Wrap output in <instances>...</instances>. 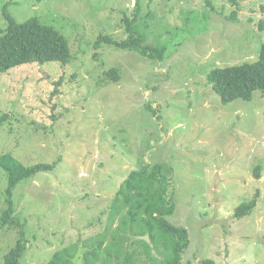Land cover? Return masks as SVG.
I'll return each mask as SVG.
<instances>
[{
  "label": "rangeland",
  "instance_id": "rangeland-1",
  "mask_svg": "<svg viewBox=\"0 0 264 264\" xmlns=\"http://www.w3.org/2000/svg\"><path fill=\"white\" fill-rule=\"evenodd\" d=\"M134 3L0 0L1 30L5 13L17 22L36 17L60 31L72 53L64 65L0 70V116L9 113L0 117V154L23 165L55 162L13 187L20 225L0 228V262L20 229L27 246L20 264H43L63 249L71 264L92 262L106 230L93 264H119L113 254L105 261L123 214L109 219L116 190L131 169L161 163L174 189L167 219L188 231L183 261L264 264V91L222 103L206 78L214 67L257 60L264 0H139L135 24L145 43L166 46L161 62L98 42L102 35L125 36L124 12L133 15ZM232 10L238 21L225 18ZM112 67L118 80L105 73ZM7 184L0 168V213ZM252 197L251 213L235 218L234 208ZM126 228L117 231L121 256L162 264L158 251L144 250L148 237Z\"/></svg>",
  "mask_w": 264,
  "mask_h": 264
},
{
  "label": "trees",
  "instance_id": "trees-1",
  "mask_svg": "<svg viewBox=\"0 0 264 264\" xmlns=\"http://www.w3.org/2000/svg\"><path fill=\"white\" fill-rule=\"evenodd\" d=\"M133 15L124 12L125 36L120 40H114L106 35L99 36V43L108 42L116 47L130 49L140 55L156 61H163L166 55V46L163 44H147L145 36L140 33L135 24V18L139 11V0H134ZM237 5L239 0H229ZM264 11V5H262ZM7 26L0 29V70L18 67L23 64L38 62L45 63L58 61L62 65L72 58L71 49L65 36L50 25L41 23L36 17H31L23 22H17L8 13L4 14ZM225 18L236 20V12L232 10ZM251 20V18H249ZM259 30L264 31V20L259 22ZM259 31V32H260ZM110 79L118 80L117 68H109L105 71ZM207 82L218 95L222 103L235 99L249 101L255 90L264 91V42L261 43L257 60L240 64L214 67L207 74ZM61 81L54 82L56 91H60ZM155 114V108L148 106ZM9 113L0 117L7 118ZM54 163H36L23 165L14 159L10 153L0 154V168L4 169L8 177L6 187V207L0 213V228L19 224L13 217L14 204L11 196L13 187L22 179L30 178L40 171H51ZM261 165L253 169L255 178L259 177ZM173 185L170 175L164 170L161 163L144 164L131 169L125 180L116 190L113 199L112 210L109 219L113 220L119 215V225L113 230L110 241L105 246L107 253L105 261L113 254L119 264H133L134 253H125L121 256L122 244L117 231L121 227L130 230L138 236H147L149 242H143V248L147 254L154 249L162 255V264H193L183 261V253L188 246V231L178 224L171 223L167 217L174 209ZM257 199L252 197L241 202L234 208V217L241 218L251 213L256 206ZM100 238L94 245L92 253L93 261L99 258L96 252L107 238V231L98 234ZM26 240L23 230L19 234L15 244L3 255L0 264H20L21 257L26 250ZM69 252L66 249L55 251L51 258L43 264H71ZM85 261L84 264H93ZM196 264H213L211 258H204Z\"/></svg>",
  "mask_w": 264,
  "mask_h": 264
}]
</instances>
